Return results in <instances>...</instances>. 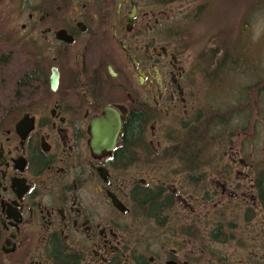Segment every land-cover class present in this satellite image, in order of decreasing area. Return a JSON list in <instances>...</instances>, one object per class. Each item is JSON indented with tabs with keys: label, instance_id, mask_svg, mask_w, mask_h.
<instances>
[{
	"label": "flooded vegetation",
	"instance_id": "flooded-vegetation-1",
	"mask_svg": "<svg viewBox=\"0 0 264 264\" xmlns=\"http://www.w3.org/2000/svg\"><path fill=\"white\" fill-rule=\"evenodd\" d=\"M179 1L0 0V264H264V159L162 151L199 114ZM106 111L119 140L94 152ZM132 118L177 167L120 166Z\"/></svg>",
	"mask_w": 264,
	"mask_h": 264
},
{
	"label": "rangeland",
	"instance_id": "rangeland-1",
	"mask_svg": "<svg viewBox=\"0 0 264 264\" xmlns=\"http://www.w3.org/2000/svg\"><path fill=\"white\" fill-rule=\"evenodd\" d=\"M170 7L173 31H183V54L191 70L197 67L199 114L193 126L169 125L165 135L171 141L161 143L162 151L179 154L184 143L194 141L203 165L209 153L230 149L241 151L249 163L264 159V0H181ZM214 49L218 51L206 68V56ZM224 52L230 60L220 67ZM23 54L25 63L31 49ZM145 143L151 152L136 151L132 166L149 167L156 178L163 168L177 167L176 155H153L156 143ZM222 158H215L216 166Z\"/></svg>",
	"mask_w": 264,
	"mask_h": 264
},
{
	"label": "trees",
	"instance_id": "trees-1",
	"mask_svg": "<svg viewBox=\"0 0 264 264\" xmlns=\"http://www.w3.org/2000/svg\"><path fill=\"white\" fill-rule=\"evenodd\" d=\"M217 49H214L211 51L210 54L206 56V68L210 65V62L214 60V52ZM218 51V50H217ZM208 57H210L208 59ZM224 57V58H223ZM231 57V56H230ZM222 61L219 62L220 67L227 66V62L230 60L228 54L226 52L223 53L222 58H220ZM232 60V59H231ZM231 63H234V61H231ZM230 63V64H231ZM221 70V69H220ZM214 71V76L217 78V74ZM214 77V78H215ZM264 91V90H263ZM143 133H144V127L142 125V120L138 118H132L127 125L123 127L122 131V139L120 141V148L118 149V152L121 154L122 160H121V167L126 166V163L136 162V151L142 150L146 152H151L149 148L146 147V143L143 140ZM194 142V141H193ZM192 143H184L186 144V147L181 150V153H186V156L184 157V160L187 159V161L190 163V166L193 167L194 163L198 160H200V156L197 154L198 151L195 150L194 144ZM221 144V143H219ZM209 145V143H208ZM221 145L218 146V149Z\"/></svg>",
	"mask_w": 264,
	"mask_h": 264
},
{
	"label": "water",
	"instance_id": "water-1",
	"mask_svg": "<svg viewBox=\"0 0 264 264\" xmlns=\"http://www.w3.org/2000/svg\"><path fill=\"white\" fill-rule=\"evenodd\" d=\"M58 79L56 76L51 78V87L53 90L57 87ZM121 130V121L118 113L104 112L103 115L94 120L90 129V146L94 152L101 150L111 151L119 140Z\"/></svg>",
	"mask_w": 264,
	"mask_h": 264
}]
</instances>
